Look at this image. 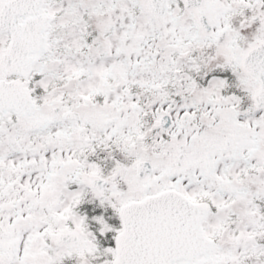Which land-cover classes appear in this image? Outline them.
<instances>
[{
  "label": "snow or ice",
  "instance_id": "1",
  "mask_svg": "<svg viewBox=\"0 0 264 264\" xmlns=\"http://www.w3.org/2000/svg\"><path fill=\"white\" fill-rule=\"evenodd\" d=\"M0 264H264V0H0Z\"/></svg>",
  "mask_w": 264,
  "mask_h": 264
}]
</instances>
